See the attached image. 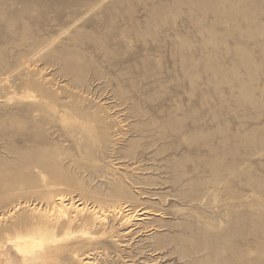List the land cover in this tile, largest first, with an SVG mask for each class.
<instances>
[{"label":"rangeland","instance_id":"obj_1","mask_svg":"<svg viewBox=\"0 0 264 264\" xmlns=\"http://www.w3.org/2000/svg\"><path fill=\"white\" fill-rule=\"evenodd\" d=\"M221 141L237 210L249 213L232 239L264 264V0H0V227L10 235L13 223L39 228L56 195L86 202L81 219L124 187L137 209L162 210L134 225L110 215L97 249L75 221L57 231L59 264H223L184 257L179 243L197 239L181 234L200 224H188L172 184L181 167L208 179L203 143ZM2 243L1 264H21Z\"/></svg>","mask_w":264,"mask_h":264},{"label":"bare ground","instance_id":"obj_2","mask_svg":"<svg viewBox=\"0 0 264 264\" xmlns=\"http://www.w3.org/2000/svg\"><path fill=\"white\" fill-rule=\"evenodd\" d=\"M194 76L196 75H194L193 73V77ZM203 145L207 149L206 155H208L209 158V160L206 161V164H208L211 168L210 177L208 179L204 180L203 179L204 177H199V179L194 178L195 175L192 173V171L189 172L185 169H182V167L178 170L173 169V173H175V175H173L174 179H172L173 180L172 184L174 186L179 185L177 186L179 187V193L177 194V196L180 200H182L185 203L184 204L185 208L182 207L180 210H188V212H186V216L190 218V219L188 218L189 225L194 224L195 226L196 224L198 225L200 224V226H196L198 227L199 231H195V229H197L195 228L193 229L192 232H189L190 230L184 232L183 230L182 232L183 234H181V236L187 237L189 233L190 236H196L195 238L197 239L196 241L188 240L189 242H187L185 245L179 243L181 247L187 249L185 251L184 257L193 258L195 261L196 258L192 256L193 254L198 255L203 252H208L211 258L210 260H212V262L226 260L227 262L223 264H250L251 252H250L249 242L247 241V239L245 238L246 240L244 246L242 245L243 243L242 244L240 243V245L236 244V242H234V240L232 239L236 237L238 234L239 235L241 234V229H240L241 227L243 228V226L244 227L248 226L249 213L246 212V214L242 216L240 212H238L237 210L238 205L234 202L237 199V196H235L234 190H232L233 187L230 186L229 179L224 176L225 174L223 173V171L225 170L229 171L230 175H234L233 165L232 164L227 165L226 163L228 161L226 163L224 161L223 163L222 155L225 154V150H226V146H224L225 143L221 146L220 144L204 142ZM225 158L226 157H224V160ZM203 163L205 164V162ZM179 165H182V162H179ZM200 168H201V164H199L194 169L198 171L200 170ZM245 184L246 186L249 185V181L246 180ZM116 194L118 196V200H117L118 202L116 201L109 205H102L101 203L98 204L96 203L95 206L93 205L92 207L89 208V210L91 209L90 214L88 215L85 214L81 219H77L78 216L76 215L78 214L81 215L85 212L84 211L85 208L86 210L88 209L86 202L83 201L80 202V204H77L76 202L66 203L65 202V200H67L65 199L66 195L63 194L56 195L58 197L52 199V201H50V204L48 203L50 205L49 209H46V211L44 212L42 211L41 212L38 211L39 213L36 212L38 213L35 216L39 220L38 222L39 228L34 230L33 229L27 230L25 232L24 231L25 227L28 226L26 222L22 224L24 227L13 225L14 223L12 222L13 223V224L11 223L12 228L13 229L15 228V233L14 235H10L9 231L11 230L9 229L11 227L10 228L7 227L8 224L6 225V227L2 225L4 227L2 228L0 227V249L1 247H3V243H2L3 239L6 238L8 241H10L13 244V246L21 254V256L18 257L19 260L22 261L21 264H56L55 261L57 262V264H59L58 263V258L60 257L59 253L63 251V248L57 245L58 244L57 243L58 240H56L58 237L57 231L64 229L69 230V228L73 225L75 221H79L76 222V224L83 221L84 225L90 228V235L92 241L91 243H93L92 244L94 246L93 248L97 249L98 247L95 245L97 244L105 245L107 243V240H99V237H96V235L101 234V236H105V235L110 236L111 231L112 230L114 231V226L110 225L111 222L109 221L110 215L112 214L120 215L122 217V221L134 225L135 223L134 224L131 223L132 220L134 219L133 217L141 216V215H151L153 214L150 213L151 210L154 213H158L162 210V207H156V205L153 206L154 207L153 209L151 206L150 208L146 206L137 209L138 206L129 204L131 200L135 201L136 197L134 196V194H132L131 191H128L126 188L124 189V187H122ZM164 201L166 202L167 205L170 204L168 199H165ZM223 201L225 203H222ZM222 206L228 207V209L225 212V215L228 216L227 220H224L225 218L221 214L220 209ZM36 207L39 210V207L38 206ZM71 210L73 213L76 212V214L74 213L75 215L74 214L71 215L70 213ZM28 211L30 213V210ZM31 212L35 213V211L34 212L31 211ZM24 216L26 217V215ZM16 220L14 221L16 222ZM226 221L228 223L232 222L233 223L232 225H235V226H231L233 227L231 233L226 232L227 231L226 227H224V224L227 223ZM11 224H9V226ZM128 231L130 230L128 229ZM247 231L250 232L251 230H247ZM67 232L69 234V231ZM197 232L198 234L195 235V233ZM172 239H174V237H172ZM182 241H184V238L182 239ZM208 241H211V243H209ZM165 246L166 245L163 242H161V240H159L157 242V246L155 247V250L164 249ZM200 259L202 258H199L198 260ZM8 260L9 261L7 262V264H14L11 258H8ZM87 262L88 264H97L96 259L88 260ZM193 263L189 262L188 264H193Z\"/></svg>","mask_w":264,"mask_h":264}]
</instances>
